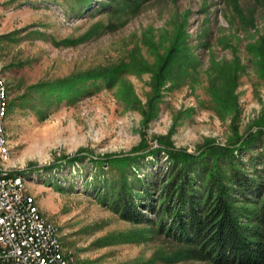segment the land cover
<instances>
[{"label": "rangeland", "instance_id": "rangeland-1", "mask_svg": "<svg viewBox=\"0 0 264 264\" xmlns=\"http://www.w3.org/2000/svg\"><path fill=\"white\" fill-rule=\"evenodd\" d=\"M0 67L6 165L75 264H213L114 211L97 190L121 172L91 157L163 147L160 137L197 152L264 129V0H0ZM106 70L111 83L90 76ZM262 137L241 154L249 167H262ZM159 155L132 167L139 178L162 176Z\"/></svg>", "mask_w": 264, "mask_h": 264}, {"label": "trees", "instance_id": "trees-1", "mask_svg": "<svg viewBox=\"0 0 264 264\" xmlns=\"http://www.w3.org/2000/svg\"><path fill=\"white\" fill-rule=\"evenodd\" d=\"M138 1L124 0L132 5ZM179 46L172 47L177 51ZM169 71L158 72L155 78L163 76L164 81ZM117 74L106 70L90 76L107 77L111 83ZM155 87L157 91L159 85ZM263 130L231 138L225 145L207 139L197 152L175 147L160 137L163 147L140 143L128 154L91 157L94 164L108 163L110 170L121 172L120 178H107L98 188L99 197L126 220L154 224L197 259L213 264H264V146L261 168L256 161L249 167L241 158L257 136L263 135L264 141ZM162 149L167 155L162 176L155 182L150 177L139 178L132 167L150 155L160 158ZM83 155L64 161L82 160Z\"/></svg>", "mask_w": 264, "mask_h": 264}, {"label": "built area", "instance_id": "built-area-1", "mask_svg": "<svg viewBox=\"0 0 264 264\" xmlns=\"http://www.w3.org/2000/svg\"><path fill=\"white\" fill-rule=\"evenodd\" d=\"M0 90V121H2ZM0 170H6L0 167ZM51 230L21 193V180L0 182V264H71L64 261Z\"/></svg>", "mask_w": 264, "mask_h": 264}, {"label": "bare ground", "instance_id": "bare-ground-1", "mask_svg": "<svg viewBox=\"0 0 264 264\" xmlns=\"http://www.w3.org/2000/svg\"><path fill=\"white\" fill-rule=\"evenodd\" d=\"M0 90L3 91L2 101H4V107L2 109V121H0V167L6 169V170H0V182L12 181V179L15 178L21 180V193H23V198H28V200H30L31 206L34 207L36 216H38L39 220H41V222H44L46 226L49 227V229H54L51 230V240L56 242V251H61V254L64 255L65 262H71V264H75L73 256L63 249L58 227L43 216V214L40 212L39 207L35 202V198L26 190L25 176L20 171L12 170L11 168H8L6 165L7 160L10 159L9 138L5 129V122L8 115L9 104H10L9 102L10 95L6 81L1 73V67H0Z\"/></svg>", "mask_w": 264, "mask_h": 264}]
</instances>
